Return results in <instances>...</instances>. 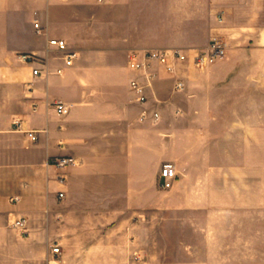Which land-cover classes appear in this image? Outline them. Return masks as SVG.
Here are the masks:
<instances>
[{"label":"crops","instance_id":"obj_1","mask_svg":"<svg viewBox=\"0 0 264 264\" xmlns=\"http://www.w3.org/2000/svg\"><path fill=\"white\" fill-rule=\"evenodd\" d=\"M214 35L223 58L153 64L147 102L137 100L130 80L145 77L129 66L133 51L204 49ZM52 37L76 53L71 65ZM21 51L45 57L43 74ZM154 109L157 120L141 119ZM55 155L76 163L59 169ZM166 162L178 175L162 188ZM152 212L161 241L192 252L187 264L233 260L235 243L247 258L241 221L264 215V0H0V264H56L61 246L94 234L134 257ZM21 215L26 233L13 226Z\"/></svg>","mask_w":264,"mask_h":264},{"label":"built area","instance_id":"obj_2","mask_svg":"<svg viewBox=\"0 0 264 264\" xmlns=\"http://www.w3.org/2000/svg\"><path fill=\"white\" fill-rule=\"evenodd\" d=\"M98 2H104L105 0H97ZM35 26L39 27V23L35 22ZM49 45L56 48L57 50L64 52V60L66 65H71L73 59L76 55L75 52L69 51L67 41L63 38L52 37L49 39ZM227 53L226 42L218 35H214L210 38V41L206 48L204 49H193L186 50L181 48L165 49V48H155L149 50H136L130 54L129 66L132 70L136 72H141L145 79H141L138 76L133 77L130 80V87L135 92L137 100L140 103L147 102L146 88L148 86L147 81L151 79L152 73L149 72L153 64H159L164 66V68L173 72L178 63L191 60L192 63L198 68H204L209 64L215 62L218 59L223 58ZM18 57L21 61L31 64L33 66L32 73L34 76H39L43 74V65H46L45 57L32 51H21L18 53ZM62 68L57 69L58 73H61ZM48 73V71H45ZM183 82L179 81L176 84V88H182ZM55 108L59 114H65L68 112V106L62 102H55ZM151 117L157 120L160 114L157 110H152L150 114L144 110L141 114V119ZM15 125L19 130H22V123L20 120L15 121ZM26 133L32 140L37 139V132L35 130H26ZM50 163L59 169L66 168L72 164L76 163V158L70 155H55L50 159ZM178 173L176 167L171 162H166L163 164L160 170V186L162 188H169L172 186ZM59 180L64 181V176L59 175ZM60 196H63V192H60ZM27 218L23 215L18 217L13 226L17 229L27 232ZM51 252L53 255L60 254V247L58 244L51 246Z\"/></svg>","mask_w":264,"mask_h":264},{"label":"rangeland","instance_id":"obj_3","mask_svg":"<svg viewBox=\"0 0 264 264\" xmlns=\"http://www.w3.org/2000/svg\"><path fill=\"white\" fill-rule=\"evenodd\" d=\"M160 221L159 212H152L149 220L146 221L151 227L148 234L150 235V242L148 241L145 246L139 242L133 244V251L140 253L134 252V257H132V253L129 256L124 243H121L123 251H119L117 254L112 251L111 243L108 242L103 245L98 243V236L94 234L88 236V243H73L71 244L72 246H61L63 254L60 257V262L56 264H132V262L136 264H143L144 262L147 264H187L191 262V258L188 255H191L192 252L190 253L188 249L184 250V244H167L161 241ZM241 222V230H243L242 226L246 225L247 227L246 236L249 242L243 245L247 258L239 259L238 255L240 253L235 243L231 244L233 247H231L232 249L228 254L236 257L233 260L231 258L223 259L222 264H264V215L253 220H242ZM140 228L142 231L143 226H140ZM186 245L191 247L192 244L188 243ZM201 246L204 247L205 244ZM79 249L87 250V253L84 251V253H80L77 251ZM112 253H115V255H112ZM206 255L205 250L199 248V250L195 251L194 257L202 260ZM187 256L188 258H185Z\"/></svg>","mask_w":264,"mask_h":264}]
</instances>
